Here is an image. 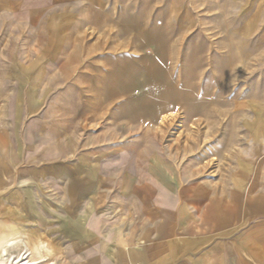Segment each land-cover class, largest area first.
Masks as SVG:
<instances>
[{
  "label": "crops",
  "instance_id": "1",
  "mask_svg": "<svg viewBox=\"0 0 264 264\" xmlns=\"http://www.w3.org/2000/svg\"><path fill=\"white\" fill-rule=\"evenodd\" d=\"M62 1L0 0V94L23 95L18 128L0 130V258L264 264V87L248 98L242 138L217 180L182 175L126 136L83 132L60 102L37 116V94L49 92L39 83L51 74L38 73V52L59 53L68 40ZM222 13L234 38L264 52V0H228ZM21 110L30 116L23 128Z\"/></svg>",
  "mask_w": 264,
  "mask_h": 264
},
{
  "label": "rangeland",
  "instance_id": "2",
  "mask_svg": "<svg viewBox=\"0 0 264 264\" xmlns=\"http://www.w3.org/2000/svg\"><path fill=\"white\" fill-rule=\"evenodd\" d=\"M227 1L63 0L68 40L59 53L38 52V73L51 77L37 79L49 91L37 94V116L60 102L83 132L126 136L163 152L182 175L219 179L242 138L247 100L264 87L263 47L231 35ZM18 96L0 94L6 133L18 128ZM29 117L20 111L22 128Z\"/></svg>",
  "mask_w": 264,
  "mask_h": 264
},
{
  "label": "bare ground",
  "instance_id": "3",
  "mask_svg": "<svg viewBox=\"0 0 264 264\" xmlns=\"http://www.w3.org/2000/svg\"><path fill=\"white\" fill-rule=\"evenodd\" d=\"M28 257H29V253H26L24 256L17 259L0 258V264H32L31 260H29Z\"/></svg>",
  "mask_w": 264,
  "mask_h": 264
}]
</instances>
